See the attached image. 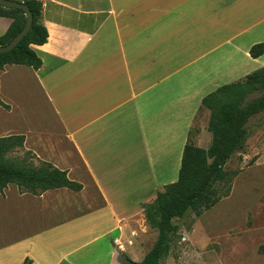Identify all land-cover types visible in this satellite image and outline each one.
Instances as JSON below:
<instances>
[{"label": "crops", "instance_id": "0c3cea01", "mask_svg": "<svg viewBox=\"0 0 264 264\" xmlns=\"http://www.w3.org/2000/svg\"><path fill=\"white\" fill-rule=\"evenodd\" d=\"M41 2L48 38L31 46L41 66H5L0 90L10 73L34 81L60 133L0 138L23 136L18 150L29 160L65 171L82 189L32 195L8 185L0 203L13 207L0 210V264H121V254L140 262L148 228L141 205L177 181L199 115L192 144L211 143L201 100L264 68V54L249 55L264 44V0ZM10 23L0 17V36ZM88 186L100 206L83 211L90 201L75 194Z\"/></svg>", "mask_w": 264, "mask_h": 264}, {"label": "trees", "instance_id": "16d2710c", "mask_svg": "<svg viewBox=\"0 0 264 264\" xmlns=\"http://www.w3.org/2000/svg\"><path fill=\"white\" fill-rule=\"evenodd\" d=\"M13 1L27 6L33 22L29 32L17 46L10 52L0 54V71L8 65L27 66L37 70L41 66V60L31 46H41L48 38L41 21L42 2ZM0 17L11 20L6 32L0 36V46H5L23 29L26 17L19 8H4L1 5ZM263 54L264 44H256L249 50L253 59ZM263 92L264 68L240 81L221 86L203 97L200 109L210 112L207 131L211 134V143L207 149H202L187 140L182 151L177 181L157 192L151 203L141 205L146 225L156 232L154 244L140 262L121 254V264H161L169 254L177 232L175 221L184 218L188 212L200 216L224 197L219 194L216 185L228 182L229 173L225 166L234 154L245 148L249 121L264 112V94L253 100H249V97ZM0 107L6 111L10 109L2 101ZM23 142L24 137L21 135L0 138V194L10 184L32 195L62 188L81 191L80 184L70 181L65 171H59L50 164L41 163L38 168L11 164L6 155L21 149ZM21 264L32 262L26 259Z\"/></svg>", "mask_w": 264, "mask_h": 264}, {"label": "rangeland", "instance_id": "374dc122", "mask_svg": "<svg viewBox=\"0 0 264 264\" xmlns=\"http://www.w3.org/2000/svg\"><path fill=\"white\" fill-rule=\"evenodd\" d=\"M262 94L264 92L255 93L249 100ZM0 100L12 108L9 113L10 110L0 107V134L25 130L60 133L61 128L37 85L27 77L12 73L3 76ZM200 116L191 130V143L202 126ZM255 127L260 131L251 133ZM6 159L13 165L27 168L41 165V162L29 160L23 150H13ZM225 170L229 173L228 182L216 185L224 197L200 216L188 212L184 218L175 221L177 232L170 252L161 264H264V112L249 122L245 148L232 156ZM77 195L80 198L75 201H90L89 205L83 206V211L100 206L90 186L84 194ZM11 207L10 199L8 203H0V210ZM12 226L16 227L17 221ZM155 239L156 232L148 227L141 238L140 255L143 258Z\"/></svg>", "mask_w": 264, "mask_h": 264}, {"label": "water", "instance_id": "95a60500", "mask_svg": "<svg viewBox=\"0 0 264 264\" xmlns=\"http://www.w3.org/2000/svg\"><path fill=\"white\" fill-rule=\"evenodd\" d=\"M0 5L4 8H19L24 11L26 17V22L23 29L13 38L9 44L0 46V54H3L10 52L26 36L31 28L33 17L27 6H25L23 3H18L13 0H0Z\"/></svg>", "mask_w": 264, "mask_h": 264}, {"label": "built area", "instance_id": "2783aa9c", "mask_svg": "<svg viewBox=\"0 0 264 264\" xmlns=\"http://www.w3.org/2000/svg\"><path fill=\"white\" fill-rule=\"evenodd\" d=\"M113 243L116 246V248H117L118 251H122L123 252L124 247H123V245L121 244V242L118 239H115L113 241Z\"/></svg>", "mask_w": 264, "mask_h": 264}]
</instances>
